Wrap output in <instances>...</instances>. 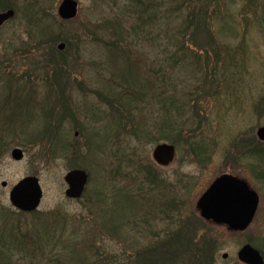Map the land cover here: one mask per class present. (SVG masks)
I'll use <instances>...</instances> for the list:
<instances>
[{"label":"rangeland","instance_id":"rangeland-1","mask_svg":"<svg viewBox=\"0 0 264 264\" xmlns=\"http://www.w3.org/2000/svg\"><path fill=\"white\" fill-rule=\"evenodd\" d=\"M61 1L22 0L0 28V264H139L138 254L164 235L186 232L185 256L163 264H194L193 256L196 264H244L238 252L246 243L264 255V180L250 164L264 158L250 154L264 148L256 143L264 126V0H77L70 22L58 17ZM43 30L45 40L58 39L47 47L59 53L64 79L51 77L49 48L33 49ZM163 92L185 115L171 140L149 133L163 114ZM161 143L177 149L168 167L152 158ZM15 148L22 161L12 159ZM73 169L89 174L80 200L65 195ZM225 173L260 196L241 233L196 209ZM31 176L43 199L22 213L9 196Z\"/></svg>","mask_w":264,"mask_h":264},{"label":"water","instance_id":"water-1","mask_svg":"<svg viewBox=\"0 0 264 264\" xmlns=\"http://www.w3.org/2000/svg\"><path fill=\"white\" fill-rule=\"evenodd\" d=\"M79 4L76 0H63L58 8V15L63 21L74 20L78 15ZM14 17V11L0 13V28ZM65 49V44L58 46L59 51ZM258 137L264 141V128L258 131ZM176 150L173 145H157L152 158L162 167L169 166L175 158ZM24 157L21 149L12 151V158L21 161ZM68 184L66 196L79 199L88 183V175L83 170H74L67 174ZM6 187V183L2 184ZM43 192L39 180L35 177L23 179L10 193L11 203L21 211L36 210L42 200ZM259 205V197L249 187L248 183L232 175H223L216 179L197 203V210L202 218L217 225H224L232 232H244L249 228ZM227 254L223 256L224 259ZM239 260L245 264H264L261 253L250 245H246L238 254Z\"/></svg>","mask_w":264,"mask_h":264},{"label":"trees","instance_id":"trees-1","mask_svg":"<svg viewBox=\"0 0 264 264\" xmlns=\"http://www.w3.org/2000/svg\"><path fill=\"white\" fill-rule=\"evenodd\" d=\"M22 0H0V10H6V9H15L18 5V2H21ZM16 5V7H15ZM17 12H19L17 10ZM41 35H39L38 39V43L34 45L33 49L36 50H40L42 47L43 48H49V50H46L47 53V59L49 58V63L48 64H53V68H52V78H59V79H64L66 77V74L64 72V67H63V61L59 58L58 54L56 53L51 47H47L48 44L50 43V45H54V43L58 40L57 38L54 40H45V34H44V30L40 32ZM71 46V45H70ZM68 46V47H70ZM164 74H167L166 72ZM59 86V85H58ZM60 89L62 90V84H60ZM62 93L64 94V91H60V94L58 95V100L61 99H65L66 97L62 95ZM168 93L163 92L162 94V98H161V104H162V111L163 114L160 115L159 120L155 121L152 124V130L149 132L153 135H155V131L157 133L158 136H160L161 140H171V136L172 134H174V130H176V128L180 125V120L184 122L185 119H183L182 117L185 116L184 113H182L183 108L181 106H179L178 104V100L174 99V98H169L170 96H168ZM68 99H65V102L67 103ZM68 104H63L61 106V111L64 110V112H66V108ZM65 115V114H62ZM187 124H185V126L183 128H181V130L184 132L185 128H186ZM189 126H187L188 128ZM170 130L171 134H168L166 131ZM138 131V132H137ZM136 135L137 137H139V132L140 134H143L144 131L142 129L137 130ZM164 132H166L164 134ZM188 134H191V132L188 130ZM149 137V136H148ZM176 137V136H175ZM159 139V140H160ZM188 141V145L191 143V140L189 142ZM175 145H177L175 142H173ZM2 145V144H1ZM1 146H0V153H1ZM138 172L140 174H142L141 170H138ZM149 174V172H148ZM147 181L152 182V183H156L157 179L155 178H151L150 174L148 175V177L146 178ZM166 209H168V212L171 210V205L166 204V206H164ZM182 232H183V225H182ZM189 232H186L184 234H181L180 239H179V234L180 233H175V234H171L170 236L168 235H164V240L160 241V244L162 245H156V243L150 248H146L144 251H142L141 253L138 254V259H139V264H163V262H165L163 260L166 259L167 261L170 260L171 258H173L174 256L176 257H180L182 258L183 255L182 252H185V248L187 247V235ZM11 234L13 235V231H11ZM25 237V236H23ZM251 242V241H248ZM166 247V249L163 251L162 248ZM190 248V246H189ZM163 251V252H162ZM190 252V250H189ZM192 255H194V253H189V259L192 258ZM194 258V264H196V256H193ZM206 260V259H205ZM204 260V261H205ZM202 264H206V262L202 263Z\"/></svg>","mask_w":264,"mask_h":264},{"label":"flooded vegetation","instance_id":"flooded-vegetation-1","mask_svg":"<svg viewBox=\"0 0 264 264\" xmlns=\"http://www.w3.org/2000/svg\"><path fill=\"white\" fill-rule=\"evenodd\" d=\"M65 50H66V46H65V49L63 51H65ZM63 51H61L60 53H62ZM262 127H264V126H262ZM258 130H259V128H258ZM256 137H257V141H256L257 145L260 142L264 146V141L259 139L257 132H256ZM256 147H258V146H256ZM262 149H263L262 151L257 150V152L252 153V154H255V155L258 154V155L264 156V148H262ZM252 161H254L255 163L254 162L250 163L251 164V173L254 176L256 175L257 179L264 180V169L262 168L264 166V158L258 157V159H252ZM258 210H259V207H258ZM258 210H257V212H258ZM256 215H257V213H256Z\"/></svg>","mask_w":264,"mask_h":264}]
</instances>
